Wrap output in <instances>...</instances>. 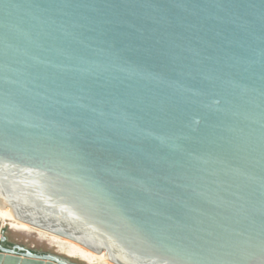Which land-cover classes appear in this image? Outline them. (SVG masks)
<instances>
[{"label":"water","instance_id":"water-1","mask_svg":"<svg viewBox=\"0 0 264 264\" xmlns=\"http://www.w3.org/2000/svg\"><path fill=\"white\" fill-rule=\"evenodd\" d=\"M0 203L116 264H264V0H0Z\"/></svg>","mask_w":264,"mask_h":264},{"label":"bare ground","instance_id":"bare-ground-1","mask_svg":"<svg viewBox=\"0 0 264 264\" xmlns=\"http://www.w3.org/2000/svg\"><path fill=\"white\" fill-rule=\"evenodd\" d=\"M0 221L16 230L37 232L40 237L48 240L49 244L55 246L58 252L68 257L79 258L88 264H116L110 260L106 251H93L74 240L58 236L47 230L34 227L27 222L21 221L11 207L2 203H0Z\"/></svg>","mask_w":264,"mask_h":264},{"label":"rangeland","instance_id":"rangeland-1","mask_svg":"<svg viewBox=\"0 0 264 264\" xmlns=\"http://www.w3.org/2000/svg\"><path fill=\"white\" fill-rule=\"evenodd\" d=\"M0 240L22 245L29 249H36L43 252L66 256L65 254L58 252L55 246L49 244L48 240L40 237L37 232L16 230L11 228L8 224H4L2 221H0ZM71 260L79 263L84 262L79 258H71Z\"/></svg>","mask_w":264,"mask_h":264},{"label":"flooded vegetation","instance_id":"flooded-vegetation-1","mask_svg":"<svg viewBox=\"0 0 264 264\" xmlns=\"http://www.w3.org/2000/svg\"><path fill=\"white\" fill-rule=\"evenodd\" d=\"M2 244H4L5 246H8V247H10V248H17V249H18L17 246H21V247L25 248V250H32V251H34V252H36V253H38V254H41V255H43V254H47V253H48V252H43V251H41V250L29 249V248H27V247H25V246L18 245V244H14V243H8V242H5V241H3Z\"/></svg>","mask_w":264,"mask_h":264}]
</instances>
